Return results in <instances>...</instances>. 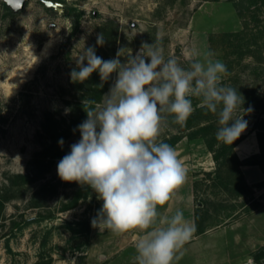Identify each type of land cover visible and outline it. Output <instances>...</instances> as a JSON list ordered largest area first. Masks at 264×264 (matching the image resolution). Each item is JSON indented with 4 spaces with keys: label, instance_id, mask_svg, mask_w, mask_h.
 <instances>
[{
    "label": "rangeland",
    "instance_id": "rangeland-1",
    "mask_svg": "<svg viewBox=\"0 0 264 264\" xmlns=\"http://www.w3.org/2000/svg\"><path fill=\"white\" fill-rule=\"evenodd\" d=\"M44 1L30 0L14 12L0 0V197L4 202L0 264H34L45 239V251L53 255L54 264H136L139 231L121 235L94 227L89 234L70 231L69 223L92 221L103 201L87 185L62 181L57 174L60 160L37 182L11 188L8 179L30 173L48 143L43 135L45 113L51 112L62 127V119L69 120L71 109L86 100L73 90L85 83L73 82L70 72L90 46L110 60L120 48L131 49L134 55L142 42L156 43L165 58L174 57L183 67L213 51L214 59L228 69L221 83L243 97L238 111L248 127L241 135L255 136V124L264 119V0H47L61 4L53 8ZM78 13L80 27L75 31ZM100 33L105 37L103 46L96 43ZM125 59L121 57L122 62ZM92 77L94 85L106 88L104 96L116 73L111 81L102 82L98 72ZM248 108L252 110L243 111ZM171 119L169 115L159 139L176 133ZM80 138L78 130L65 146L71 150ZM175 150L183 157L187 181L157 210L162 217L181 210L197 231L173 264H188L192 256L205 259L212 252L206 248L212 245L216 258L239 253L240 244L264 242V181L250 186L248 197H239L232 161L219 167L201 139L184 138ZM261 159L264 168L262 155ZM79 190L87 196L78 207L63 211ZM201 230L205 232L199 234ZM193 241L201 248L190 251Z\"/></svg>",
    "mask_w": 264,
    "mask_h": 264
},
{
    "label": "clouds",
    "instance_id": "clouds-1",
    "mask_svg": "<svg viewBox=\"0 0 264 264\" xmlns=\"http://www.w3.org/2000/svg\"><path fill=\"white\" fill-rule=\"evenodd\" d=\"M5 3L19 10L23 0ZM104 42V34H98L97 45ZM214 57L209 50L183 67L176 58H165L160 45L142 42L134 55L120 48L116 58L104 60L90 46L70 72L79 83L94 72L102 82L113 73L116 78L99 102H83L87 119L78 126L81 138L58 162L57 174L64 182L89 186L103 201L91 221L94 228L117 235L141 233L135 241L136 264H173L197 231L181 210L171 217L157 210L187 181L175 149L159 139L168 116L183 125L194 111L193 98L199 99L202 108L217 116L216 140L226 146L248 127L238 111L243 97L221 83L228 69Z\"/></svg>",
    "mask_w": 264,
    "mask_h": 264
},
{
    "label": "trees",
    "instance_id": "trees-1",
    "mask_svg": "<svg viewBox=\"0 0 264 264\" xmlns=\"http://www.w3.org/2000/svg\"><path fill=\"white\" fill-rule=\"evenodd\" d=\"M5 6L7 9H9L6 3ZM68 10L70 11V8ZM80 20L81 14L78 13L74 18L75 31L80 27ZM93 75L94 73L83 82L85 84H80L75 88L73 87V90H79L83 94L81 97L83 99L86 98V100H95L99 102L102 99L106 88H101L100 86L94 85L95 80L93 79L97 78H93ZM91 77L93 79H91ZM111 78L112 76L110 77V81ZM193 108L194 111L183 125L174 123L171 119V123L177 131L176 133L164 138L163 141L169 143L175 149L184 138H187L189 141L200 139L203 140L207 149L213 155L215 163L219 167H224L229 161L234 163V176L236 179L234 186L237 190V196L248 197L249 193L251 192V187L246 182L244 174L241 171V166L247 165L263 167V160L259 159L260 155H262L264 159V119H260L254 126V132L257 136L261 154L248 158L244 161H240L237 157L235 149L246 139V135H240V137L230 146L223 145L216 140L215 133L218 128V124L212 113L209 112L210 115L204 116V114L208 111L200 106V100L197 98H193ZM44 119L43 135L48 138V143H46L43 151L34 159L30 173L12 175L8 179L9 187L11 188L31 184L37 182L38 180L44 179L50 170L51 165L57 160H61L66 154L70 152V150L65 146V142L78 131V126L87 119V114L84 103H78L77 108L71 109L70 119H62V124H64L62 127L61 123L53 116L51 112H46ZM61 140H63L62 145L59 143ZM85 196H87V194H85L83 190H79L75 194L72 201L64 206L63 211H69L78 207L80 201ZM3 206L4 202L0 197V207ZM68 227L74 234H89L93 228L90 219L69 223ZM204 232L205 230H201L199 231V234ZM46 244L47 240L45 239L41 243L42 251L40 252L38 260L34 264H54L55 259L53 255L45 251ZM252 256L253 260L257 264H264V246L256 250Z\"/></svg>",
    "mask_w": 264,
    "mask_h": 264
},
{
    "label": "crops",
    "instance_id": "crops-1",
    "mask_svg": "<svg viewBox=\"0 0 264 264\" xmlns=\"http://www.w3.org/2000/svg\"><path fill=\"white\" fill-rule=\"evenodd\" d=\"M255 136L253 134L251 137H246V139L236 147L235 152L240 161H244L248 158L261 154L257 136ZM240 147H242L241 152H239ZM175 151L177 155H179L180 150ZM209 156L213 159V156L210 152ZM179 159L182 161L183 157H179ZM241 171L243 172L246 182L249 186H254L264 181V168H262L261 166H241ZM200 245L197 241H193V243H191L188 248L191 251L194 250L196 246L198 248H201L199 247ZM262 246H264V242H260L256 246H254L252 243L240 244L239 248L237 249L239 253L237 252L235 255L232 254L230 256L225 255L224 257L218 256L214 258L213 251L215 247L212 245L206 248L209 252L212 251L209 254V257H206L205 259L198 257L197 259H195V257L192 256L189 257L190 263L188 264H202L203 262V264H257L253 260L252 255L256 250H258ZM190 251L188 253L189 255Z\"/></svg>",
    "mask_w": 264,
    "mask_h": 264
},
{
    "label": "water",
    "instance_id": "water-1",
    "mask_svg": "<svg viewBox=\"0 0 264 264\" xmlns=\"http://www.w3.org/2000/svg\"><path fill=\"white\" fill-rule=\"evenodd\" d=\"M29 1L30 0H23V5H22V7L19 10H13V8L10 7L8 4H7V6H9L14 12H19V11H21V10H23L25 8V6L27 5V3ZM44 2H45V4L47 5L48 8H53V7H59V6H61V4L56 3L54 1H47V0H45Z\"/></svg>",
    "mask_w": 264,
    "mask_h": 264
},
{
    "label": "bare ground",
    "instance_id": "bare-ground-1",
    "mask_svg": "<svg viewBox=\"0 0 264 264\" xmlns=\"http://www.w3.org/2000/svg\"><path fill=\"white\" fill-rule=\"evenodd\" d=\"M14 82H15V85H18L20 81H18L17 79H15ZM241 151H242V147L239 148V152H241Z\"/></svg>",
    "mask_w": 264,
    "mask_h": 264
}]
</instances>
